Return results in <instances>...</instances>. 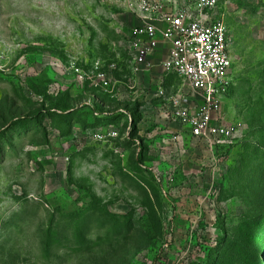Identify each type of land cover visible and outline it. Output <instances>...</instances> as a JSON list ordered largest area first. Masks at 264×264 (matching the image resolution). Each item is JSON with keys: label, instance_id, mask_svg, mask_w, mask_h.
<instances>
[{"label": "rangeland", "instance_id": "1", "mask_svg": "<svg viewBox=\"0 0 264 264\" xmlns=\"http://www.w3.org/2000/svg\"><path fill=\"white\" fill-rule=\"evenodd\" d=\"M215 11L235 137L208 150L164 116L186 82L133 70L137 0H0V264H264V0Z\"/></svg>", "mask_w": 264, "mask_h": 264}, {"label": "built area", "instance_id": "2", "mask_svg": "<svg viewBox=\"0 0 264 264\" xmlns=\"http://www.w3.org/2000/svg\"><path fill=\"white\" fill-rule=\"evenodd\" d=\"M141 20L126 32L137 73L157 70L186 82L192 103L180 96L163 111L195 142L213 150L232 141L234 127L221 122V101L233 84L230 36L216 17L217 0H137ZM98 80L107 86L104 74ZM160 83V82H159ZM158 92L162 93L160 85ZM172 139L178 138L176 130Z\"/></svg>", "mask_w": 264, "mask_h": 264}, {"label": "trees", "instance_id": "3", "mask_svg": "<svg viewBox=\"0 0 264 264\" xmlns=\"http://www.w3.org/2000/svg\"><path fill=\"white\" fill-rule=\"evenodd\" d=\"M77 229L73 230V233L76 234L77 233ZM260 229L257 228H251L247 231V233L249 234V243H250V247L247 248L246 250H243L242 253L246 254V251L248 250V252L250 253V256L253 257L257 254V249H259V245H260V240H259V234ZM52 233V227L48 226L46 229V235L50 236ZM256 239H258V242H256Z\"/></svg>", "mask_w": 264, "mask_h": 264}, {"label": "crops", "instance_id": "4", "mask_svg": "<svg viewBox=\"0 0 264 264\" xmlns=\"http://www.w3.org/2000/svg\"><path fill=\"white\" fill-rule=\"evenodd\" d=\"M175 131V130H174ZM176 132H177V130H176ZM177 134H188L187 132H184V131H182V128L180 129V132L178 133L177 132Z\"/></svg>", "mask_w": 264, "mask_h": 264}]
</instances>
